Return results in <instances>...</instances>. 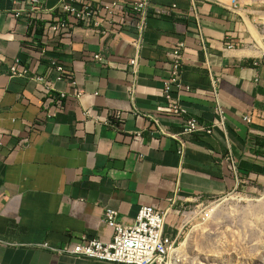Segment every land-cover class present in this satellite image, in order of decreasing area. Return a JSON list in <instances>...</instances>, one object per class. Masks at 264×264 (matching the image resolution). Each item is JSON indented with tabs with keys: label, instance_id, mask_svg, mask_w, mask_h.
<instances>
[{
	"label": "crops",
	"instance_id": "0c3cea01",
	"mask_svg": "<svg viewBox=\"0 0 264 264\" xmlns=\"http://www.w3.org/2000/svg\"><path fill=\"white\" fill-rule=\"evenodd\" d=\"M127 1L148 2L142 34L132 14L98 28L76 25L55 39L47 24L59 0L44 1V19L33 28L25 14L14 17L27 0H0L1 69L19 60L28 71L0 76V264H113L50 248L111 242L105 208L131 225L140 208L156 206L167 212L165 234L180 239L182 203L221 198L264 179L263 55L255 46L228 48L245 40L248 12L234 10L231 0ZM179 44L182 88L173 89V99L205 126L219 123L218 105L225 118L211 135L183 137V147L154 132L147 117L172 135L181 132L180 118L163 110L170 53ZM42 49L50 53L42 56ZM96 54L105 59L94 61ZM135 56L136 80L129 66ZM52 59L76 85L57 79Z\"/></svg>",
	"mask_w": 264,
	"mask_h": 264
},
{
	"label": "built area",
	"instance_id": "2783aa9c",
	"mask_svg": "<svg viewBox=\"0 0 264 264\" xmlns=\"http://www.w3.org/2000/svg\"><path fill=\"white\" fill-rule=\"evenodd\" d=\"M45 0H27L26 6L22 10L14 13L15 18H19L25 14L27 23L33 28L37 23L44 19L41 13L44 9ZM198 1V0H197ZM240 0H231L234 10L239 9ZM59 13L52 17L47 24V29L52 33L55 39H59L62 35L69 34L76 25L92 26L98 28L104 23H112L115 17H125L128 15H136V28L142 34L146 28V18L148 13V2H131L127 0H114L109 4L95 6L86 3L83 0H59ZM30 38H34L31 36ZM136 44V43H135ZM239 44H229L228 48L234 46H242ZM183 44H179L177 48L170 53L171 70L170 75L163 83V96L165 99L164 111L173 113L181 120V132L178 135H172L161 127L159 122L151 116L149 117L155 124V131L161 136H168L180 141L181 147L185 145L183 137L192 136L194 134L205 132L209 135L213 133L216 127H224V114L220 106L217 111L220 121L211 126L200 124L193 117H186V110L180 103L173 99V89L180 90L182 88L181 76L183 72V56L181 48ZM50 52L42 49L41 55L47 56ZM105 57L102 54H96L94 61L102 62ZM129 66L134 80L138 75L139 56H135L129 60ZM51 69L57 72V79L64 80L70 85H76L74 76L68 72L60 62L55 59L50 60ZM28 71L24 68L19 60H15L7 71H2L0 66V76L7 75L9 77H24ZM37 81H43L42 78H36ZM134 90L130 91V95ZM80 94L77 95L79 97ZM65 97L64 94L61 95ZM251 118L246 116L245 121L250 122ZM140 136V134H137ZM182 152L180 151V154ZM227 164L233 172L237 170V164L234 158L229 154L225 158ZM214 200V199H213ZM180 213V211H178ZM117 211L105 208L102 223L113 231L111 242L105 243L100 239L82 240L76 243L64 245L62 247L50 248L54 253L64 256H70L78 259L95 260L98 262H106L113 264H172L174 249H181L179 238L172 239L165 234V222L167 212L156 206H144L140 208L138 215L131 225H124L117 220ZM47 247V246H45ZM185 264V260H182Z\"/></svg>",
	"mask_w": 264,
	"mask_h": 264
},
{
	"label": "rangeland",
	"instance_id": "374dc122",
	"mask_svg": "<svg viewBox=\"0 0 264 264\" xmlns=\"http://www.w3.org/2000/svg\"><path fill=\"white\" fill-rule=\"evenodd\" d=\"M239 7L251 21L241 48L255 46L264 60L258 43L264 42V0H240ZM180 207L185 264H264V179L224 197L194 198Z\"/></svg>",
	"mask_w": 264,
	"mask_h": 264
},
{
	"label": "bare ground",
	"instance_id": "6f19581e",
	"mask_svg": "<svg viewBox=\"0 0 264 264\" xmlns=\"http://www.w3.org/2000/svg\"><path fill=\"white\" fill-rule=\"evenodd\" d=\"M258 43L262 47L264 51V42L262 40H258ZM260 54V52H259ZM183 256L181 254V249H174V256L172 257V264H183Z\"/></svg>",
	"mask_w": 264,
	"mask_h": 264
}]
</instances>
